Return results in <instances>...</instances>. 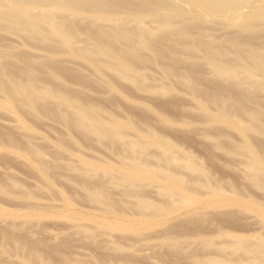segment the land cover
I'll return each mask as SVG.
<instances>
[{"label":"rangeland","instance_id":"1","mask_svg":"<svg viewBox=\"0 0 264 264\" xmlns=\"http://www.w3.org/2000/svg\"><path fill=\"white\" fill-rule=\"evenodd\" d=\"M163 1L118 0L104 13L133 18L116 25L134 36L148 32L154 42L130 78L101 54L127 49L123 38L86 23L66 28L73 44L101 50L86 58L59 34L0 25V185L7 189L0 193V264H202L209 256L251 264L233 238L264 240V189L249 175L250 162L264 167V87L215 75L196 45L243 44L245 65L252 64L264 50V20L253 16L243 26L241 13L220 10L215 0H166L178 10L154 12L153 2ZM159 15L177 23L157 22ZM15 79L59 100L33 102ZM225 104L226 118L215 120ZM80 115L116 124L119 133L87 134L77 126ZM130 139L138 141L131 156L179 182L174 193L159 177L141 176L135 187L121 180L122 143ZM93 187L112 200L110 211L92 199ZM141 199L148 205L139 207ZM13 240L24 250H14Z\"/></svg>","mask_w":264,"mask_h":264},{"label":"bare ground","instance_id":"2","mask_svg":"<svg viewBox=\"0 0 264 264\" xmlns=\"http://www.w3.org/2000/svg\"><path fill=\"white\" fill-rule=\"evenodd\" d=\"M2 5H7V10H0V25L7 27L16 26L23 31L41 29L46 30L48 33H56L61 37L63 43H72L69 34L67 33L68 27H78L81 23H86L91 27L97 28L99 34L112 36L115 39L123 38L131 44L125 50H113L110 48L104 49L102 55L109 61L113 62L115 67L118 68L123 77H136L132 71L135 68L136 61L141 59L143 50L151 49L154 42L150 38L149 33H143L140 36L127 34L126 29H121L117 25L121 22L132 20L121 19L119 16L107 17L104 13L113 12L117 7L118 0H4ZM218 2L219 9L222 7L232 12H239L240 17L244 20L243 26L248 25L253 16L258 19L264 20V0H215ZM10 8V9H9ZM152 10L158 12L160 10L177 11L176 5H171L166 0L162 3H154ZM82 10L85 13L80 12ZM94 12V13H92ZM88 13H92L88 14ZM97 13V14H95ZM98 13L100 15H98ZM157 22L162 24H176L177 22H170L166 20V16H155ZM251 17V18H250ZM105 21H112L113 26L105 28L103 25ZM154 22V20H152ZM117 24V25H116ZM81 26V25H80ZM79 26V27H80ZM39 29V30H38ZM134 39V40H133ZM232 45V44H231ZM198 47L206 56L207 62L210 64L213 73L217 76H226L232 83L245 88H262L264 87V50L258 51L252 56V64L245 65V51L247 54V47L243 44L234 43L231 47L224 42L217 40H205L197 43ZM71 50L74 54L82 55L86 58H93L99 51V48H93L87 45L71 44ZM191 49L194 46L187 45ZM249 52V51H248ZM252 54V52H251ZM257 70V72H255ZM133 73V74H132ZM31 81V80H30ZM30 81L15 79V87L24 89L27 97L36 102L37 97L47 98L56 101L59 100L58 96L51 93L50 89L43 87L42 91L34 87ZM228 104L218 107L217 113L214 116L215 120L226 118ZM251 118L257 119L260 116L259 111L251 112ZM77 126H79L85 133H93L106 138L113 137L119 133L116 124L103 122L97 118H90L85 120L83 115L78 116ZM136 139L124 141L122 144L126 150L123 158V165L125 167L122 171L120 178L128 186L135 187L139 183L141 176H149L150 178L159 177L167 182L169 185L166 192L170 195L178 188V181L175 180L170 174L161 173L157 168L143 166L133 156L132 152H136L134 146L137 144ZM162 146L165 150L173 151L170 147L163 143ZM163 154V159L168 161L172 159L171 152ZM249 175L252 180L261 188L264 189V167L260 161H252L249 163ZM5 186L0 185V193H6ZM89 193L92 199L97 203L106 205V210L110 211L112 207V200L109 199L100 187L90 188ZM148 202L141 199L138 206L145 207ZM155 211H161L159 206ZM234 242L240 250L249 254L252 257L251 264H264V240L260 237H241L234 235ZM204 245H210L211 239H203ZM14 250H24V245L18 240L12 241ZM32 250V249H27ZM34 261L37 260L36 255L32 251L28 254ZM42 261V259H41ZM202 264H245L232 261L226 257L209 256L202 260Z\"/></svg>","mask_w":264,"mask_h":264}]
</instances>
